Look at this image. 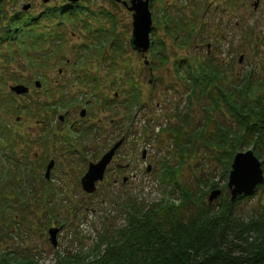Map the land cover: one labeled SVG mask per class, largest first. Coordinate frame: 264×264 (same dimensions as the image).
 I'll list each match as a JSON object with an SVG mask.
<instances>
[{"label": "rangeland", "instance_id": "rangeland-1", "mask_svg": "<svg viewBox=\"0 0 264 264\" xmlns=\"http://www.w3.org/2000/svg\"><path fill=\"white\" fill-rule=\"evenodd\" d=\"M49 1L2 0L6 18L1 15V33L17 14L23 20L33 18L28 23L36 31L31 29L35 33L24 37L26 45L8 40L0 44V121L13 135H21L12 141L17 163L6 158L10 147L0 145V250L36 254L42 264H57L58 254L91 250L98 238L124 229L131 203L157 208L169 196L179 205L180 187L192 197L186 213L191 217L202 202L217 208L230 200V172L226 174L224 155L212 140L217 126L235 130L237 125L224 105L222 111H213L209 95H216L215 90L190 103L189 90L176 68L181 59L191 64L214 62L224 71L222 85L227 92L241 87L251 75L264 98V0L257 9L256 0H152L148 66L131 48L133 18L124 6L82 0L75 10L79 20L71 22L67 15L60 17L65 0ZM27 4L31 9L24 12ZM114 27L124 48L116 65L109 44L99 54L98 34H90ZM36 36L41 38L35 41ZM162 56L168 62L163 64ZM61 68L68 69L63 78ZM56 80L63 88L55 85ZM37 81L42 89L35 87ZM17 85L29 87L30 95L16 96L10 87ZM133 87L140 94L134 108ZM48 96L52 103L62 97L70 105L56 114L43 111L46 120L42 117L41 125L37 104L48 102ZM86 105L91 120L79 123ZM3 106L9 108L1 111ZM66 113L67 120L60 122L58 116ZM112 120L118 127L112 128ZM180 130L184 143L178 146L174 137ZM44 137L51 138L47 144ZM122 137L125 142L104 181L94 194L85 193L81 181L89 164L98 163ZM248 150L259 149L242 146L237 153ZM260 151L264 156V146ZM51 160L55 167L47 180ZM214 185L218 188L212 189ZM260 187L236 206V217L243 222L257 218L264 209V185ZM215 190L222 194L210 202ZM51 228L60 229L57 248L50 241Z\"/></svg>", "mask_w": 264, "mask_h": 264}, {"label": "trees", "instance_id": "trees-1", "mask_svg": "<svg viewBox=\"0 0 264 264\" xmlns=\"http://www.w3.org/2000/svg\"><path fill=\"white\" fill-rule=\"evenodd\" d=\"M59 13L61 18L64 15L69 16L68 21L79 20L75 12L62 9ZM1 15L4 16V19L6 18L2 0H0V20L3 19ZM32 19L25 18L23 20L22 15H15L11 19L10 25L2 33L0 32V44L8 40L24 45V37L30 36L36 31L28 23ZM85 25L87 26V24ZM167 32L171 33V28L168 27ZM95 33L98 34L96 39L100 40L95 49H98L99 54H104V51H107L105 50L106 43H108L111 48L110 59L116 65L124 48L118 40L115 27L113 30H107V33L98 29L90 34ZM39 38L41 37L36 36L35 41H38ZM160 45L162 54L164 43L161 42ZM33 47L37 48L35 44ZM14 55L11 53L10 58L13 59ZM162 57L163 64L168 62L167 56ZM176 70L179 78L189 90L187 99L190 103L193 99H197L199 94L203 96L215 90L216 95H209L213 102V111H222L224 105L227 113L237 125L235 130L217 126L216 134L212 140L213 145L224 155L226 174L230 172L233 159L242 146L259 149L255 153L263 161L264 168V156L260 151V148L264 146V98L258 93L260 86L259 84L255 86L252 76H246L242 86L229 93L222 85L224 71L219 69L214 62L191 64L187 60L181 59ZM124 74L128 80L133 81V77L129 73L124 71ZM132 97L131 106L134 108L140 102V94L135 87H133ZM51 99L48 96V102L37 104L41 120L37 121L38 124L45 123L46 117L43 111L47 112L51 109L52 113L56 114L61 108L70 105L62 97L54 103ZM111 102L108 103L109 106H111ZM8 108V106H3L1 111H6ZM207 115L210 122L212 115L209 112ZM42 117H45V120ZM58 119L60 121L59 116ZM128 119L134 120L133 117H128ZM71 132L70 135H73ZM170 132H173V129H170ZM180 133L181 130L177 131V136L174 137L178 146L184 143L181 140L183 135ZM86 134L87 132L82 134V138L86 137ZM15 137L19 139L21 135H13V131L0 121V145L5 148L10 147V156L5 157L9 161L17 163L19 160L12 146ZM44 139L47 144L51 138L44 137ZM197 139L201 140L202 138L197 137ZM165 179L166 174L164 173L163 180ZM215 188L218 186L212 187V189ZM178 191L182 196L179 205H176L169 196H164L157 208L151 206L144 208L131 203L126 209V227L124 229L111 234V236L98 238L91 250L67 256L58 254L57 264H264V209L257 218H253L247 223L243 222L236 217L235 209L238 204L249 197H239L235 202L230 199L217 208L207 206L202 202L196 213L188 217L186 213L192 207V197L188 191L180 189V187ZM250 238L253 240L250 241ZM235 241H239V243ZM0 264L42 263L36 254H18L7 249L0 250Z\"/></svg>", "mask_w": 264, "mask_h": 264}, {"label": "water", "instance_id": "water-1", "mask_svg": "<svg viewBox=\"0 0 264 264\" xmlns=\"http://www.w3.org/2000/svg\"><path fill=\"white\" fill-rule=\"evenodd\" d=\"M71 4H78L82 0H66ZM121 3L127 10L132 13L133 18V33L131 38V47L134 52H137L145 59V64L149 65L146 54L150 51L152 42L151 34L153 31V17L150 8V0H130L129 2L122 0H114ZM45 4L49 0H43ZM260 5V0L254 3V8L257 9ZM31 9V5L27 4L23 7V11L27 12ZM243 61V57L240 62ZM35 86L40 89L42 83L37 81ZM11 92L16 96H25L30 93V89L24 85H17L10 87ZM86 110L82 111V116L85 117ZM63 121V117H60ZM124 139L117 142L110 151H108L98 163H90L88 172L81 181L83 191L89 195L97 191V184L103 182L105 179L108 167L113 162L118 150L123 146ZM146 158V152L143 154ZM55 167V162L51 161L47 167L46 179L49 180L51 172ZM151 168H148L150 171ZM264 185V168L260 159L256 156L253 150L246 152H239L235 155L231 171L229 174L228 188L231 193V201L235 202L239 197H250L256 190ZM222 192L215 190L212 192L209 201L213 202L220 197ZM60 229L51 228L49 230L50 241L53 247L57 248L59 245L58 234Z\"/></svg>", "mask_w": 264, "mask_h": 264}, {"label": "flooded vegetation", "instance_id": "flooded-vegetation-1", "mask_svg": "<svg viewBox=\"0 0 264 264\" xmlns=\"http://www.w3.org/2000/svg\"><path fill=\"white\" fill-rule=\"evenodd\" d=\"M108 1H110L113 5H120L121 3H117V2H115L114 0H108ZM124 1V0H123ZM80 4V3H79ZM79 4H76V5H74V4H71V3H69V2H67V1H65V4L63 5V7H64V10H67V11H70V12H75L76 13V8L77 7H79L80 5ZM150 4H151V2H150ZM122 5V4H121ZM156 27H155V31H156ZM154 33H156V32H154ZM155 46V42H154V45H153V47ZM68 63H70V61H67V64ZM65 72H68V69H63V68H61L60 70H59V74H60V78H63V77H65ZM78 77H82V76H78ZM55 85L56 86H58V87H61V88H63V86H60V85H62L61 84V82H60V80H56V82H55ZM30 93H31V89H30ZM117 95L115 96V99L113 100L114 102L117 100ZM115 107H117V106H115ZM85 110H86V115H85V117H83L82 116V111H83V109L80 111V114H79V123H82L84 120H88L89 121V111H88V106L86 105V108H85ZM74 113V112H73ZM69 116V113H66L65 115H64V122H62V123H65V121L67 120V117ZM91 120V119H90ZM103 122V120L101 119L100 121H99V124L98 125H101V123ZM111 123H112V128H114V127H118V125L117 124H115L116 122H115V120H112L111 121ZM41 124V123H40ZM41 125H43V124H41ZM121 139H124V137H122ZM120 141V140H119ZM116 144V143H115ZM114 144V145H115ZM113 145V146H114ZM112 146V147H113ZM111 147V148H112ZM110 148V149H111ZM110 149H109V151H110ZM117 155V154H116ZM37 156H39V154L38 153H36V155H35V157H37ZM103 157V156H102ZM51 161H53V160H51ZM100 161V160H99ZM54 170V169H53ZM51 175H52V172H51Z\"/></svg>", "mask_w": 264, "mask_h": 264}, {"label": "bare ground", "instance_id": "bare-ground-1", "mask_svg": "<svg viewBox=\"0 0 264 264\" xmlns=\"http://www.w3.org/2000/svg\"><path fill=\"white\" fill-rule=\"evenodd\" d=\"M81 3V2H80Z\"/></svg>", "mask_w": 264, "mask_h": 264}]
</instances>
